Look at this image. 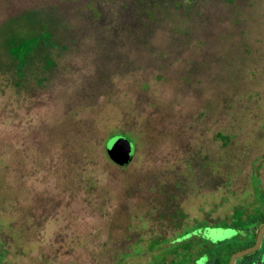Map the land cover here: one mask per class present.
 Segmentation results:
<instances>
[{"label":"rangeland","instance_id":"1","mask_svg":"<svg viewBox=\"0 0 264 264\" xmlns=\"http://www.w3.org/2000/svg\"><path fill=\"white\" fill-rule=\"evenodd\" d=\"M27 5L57 44L40 86L0 71V264H212L251 245L264 0H0V40ZM111 133L131 142L124 166ZM251 260L264 232L234 264Z\"/></svg>","mask_w":264,"mask_h":264},{"label":"trees","instance_id":"2","mask_svg":"<svg viewBox=\"0 0 264 264\" xmlns=\"http://www.w3.org/2000/svg\"><path fill=\"white\" fill-rule=\"evenodd\" d=\"M39 7V5L16 7L15 21L17 24L22 25L21 31H15V28L12 27L13 31L11 29L6 31L0 40V54L2 52L3 55L0 57V59L2 58L0 71L10 75L13 86L24 87L27 90H31V87L27 85L28 82L35 81L40 86L48 80V75L51 73V67L54 63L50 52L57 44L53 30L55 22L50 16L41 15ZM22 8L25 13L18 17L17 15ZM27 9H30V11ZM27 12H30V14H27ZM2 31L0 30V34ZM119 134L121 133L109 134L104 140V148L114 136ZM217 136L221 138L222 144L225 146L229 139L228 136ZM226 149L228 155L232 157L233 148L226 147ZM261 223H264V216L259 220L258 225L254 227L255 230ZM175 225H171V227H175ZM255 230L250 244L253 242Z\"/></svg>","mask_w":264,"mask_h":264},{"label":"water","instance_id":"3","mask_svg":"<svg viewBox=\"0 0 264 264\" xmlns=\"http://www.w3.org/2000/svg\"><path fill=\"white\" fill-rule=\"evenodd\" d=\"M109 144H108L109 146L105 147L104 149L107 157L111 162H113L118 166H124L131 160L132 146L129 139H127L124 136L117 135L115 139ZM263 232H264V223L260 224V226L256 230L252 244L230 253L227 258L226 264H234L236 258H239L243 255H246L247 253L256 250L260 245ZM244 264H256V262L251 260V261H247Z\"/></svg>","mask_w":264,"mask_h":264},{"label":"crops","instance_id":"4","mask_svg":"<svg viewBox=\"0 0 264 264\" xmlns=\"http://www.w3.org/2000/svg\"><path fill=\"white\" fill-rule=\"evenodd\" d=\"M219 258H221V257H219ZM197 259V257H195L194 258V260H196ZM222 261H224V260H222V259H218V260H216V264H220V262H222ZM211 263V262H210ZM224 263H225V261H224ZM191 264H194V263H191ZM212 264H215V261H214V263H212Z\"/></svg>","mask_w":264,"mask_h":264},{"label":"flooded vegetation","instance_id":"5","mask_svg":"<svg viewBox=\"0 0 264 264\" xmlns=\"http://www.w3.org/2000/svg\"><path fill=\"white\" fill-rule=\"evenodd\" d=\"M262 224V223H261ZM222 260H224L225 262L227 261L225 257H221ZM225 264V263H224Z\"/></svg>","mask_w":264,"mask_h":264}]
</instances>
